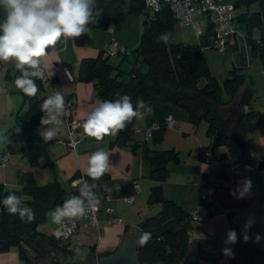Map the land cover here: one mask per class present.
Here are the masks:
<instances>
[{"label": "trees", "instance_id": "trees-1", "mask_svg": "<svg viewBox=\"0 0 264 264\" xmlns=\"http://www.w3.org/2000/svg\"><path fill=\"white\" fill-rule=\"evenodd\" d=\"M233 6L236 24L238 28L243 27L245 30L244 39L250 58L264 66V0H236ZM97 10L99 15H96ZM93 12V27L99 31L107 30L111 24H123L131 16H145L138 46L128 54L116 55L122 56L118 64L109 62L106 50L79 64V79L83 83L92 84L93 99L115 101L128 95L134 109L138 101H143L145 108L140 110L146 113L150 108L151 114L146 115L150 125L159 127L152 133L150 142L138 140L134 135L136 118H133L111 142V146L127 147L132 154H141L148 167L146 178L154 183L150 188L147 204L160 206L156 215L139 224L138 264H200L205 258L209 259L210 264H217L225 254L221 251L214 252L212 243L189 244V234L198 230L203 223L194 222L191 214L183 212L163 195L161 185L168 177L167 166L180 162L179 152L174 149L157 151L151 147L162 142L167 131L166 118L172 115V108L186 113L188 123L193 127L205 121L210 146L202 149L200 158L210 159L216 148L224 147L227 154H220L218 158L222 168L212 172L215 180L213 186L220 187L221 182L234 186L238 179L248 175L249 168L242 164H232L238 156L239 148L229 139L233 124L231 110L239 102L241 88L251 85L252 78L245 73L246 69L233 68L228 71L222 84L219 83L211 73L204 55L205 49H212L213 33L208 23L202 36L198 38V43L186 45L160 39L173 32L177 25L168 7L150 12L144 0H94ZM5 16L4 9L0 7V23ZM254 32L258 35L254 36ZM62 46L63 41L59 40L47 51H55ZM236 47L234 44V50ZM24 67L27 69L28 66ZM124 67H127L126 71ZM20 75V69L13 75L7 73L4 76L5 84H15V79ZM125 75L128 76L126 82L122 79ZM32 79L39 87V92L35 97H29L19 89L21 106L14 124L0 134V140L3 141L4 153L26 159L32 168H43L49 162L41 165L40 161L47 157L49 146L56 140L45 141L38 133V128L45 126L40 124L41 118L45 116L41 105L50 95L45 93V85L38 77ZM223 94L227 101H223ZM260 120L259 111L251 107L243 109L239 129L247 147L251 143L247 135ZM226 169H231V175L226 173ZM106 178L107 176H102L94 181L87 175L75 174L69 180V188L65 189L56 181L39 186L32 175L19 171L16 183L20 191L7 190L0 184V254L16 248L23 264H37L40 260H45L48 251H59L66 257L72 256V251L67 250V246L59 238L54 234L46 236L37 228L46 222L48 214L57 206L62 207L69 196H79V189L85 183L89 186L96 185L92 192L98 199L105 196L103 181ZM9 194L22 197L21 207L33 210L32 222L22 221L18 214L8 213L3 200ZM201 203L214 207L213 216L216 215L218 208L212 200ZM232 215L233 213L228 214L229 221ZM231 230L237 233V228L232 225ZM145 232L150 234V239L141 245L139 240ZM70 261L75 264L72 257ZM230 264L236 263L230 260Z\"/></svg>", "mask_w": 264, "mask_h": 264}, {"label": "crops", "instance_id": "crops-1", "mask_svg": "<svg viewBox=\"0 0 264 264\" xmlns=\"http://www.w3.org/2000/svg\"><path fill=\"white\" fill-rule=\"evenodd\" d=\"M217 1L224 4H233L236 0ZM202 25H205L206 28V23ZM87 28L88 31L80 37L68 38L67 41L61 37L60 40L63 41L62 48L55 51H47L46 56L42 58V65L52 71L53 80V84L45 85V93L51 95L54 91H60L65 97L66 106H75L73 110L67 109V115L80 121H84L87 114L96 106V100L93 99L94 88L92 84L83 83L79 79L80 62L84 59L97 57L100 52H104L113 43L118 44L124 53H130L140 42L143 20L141 17L131 16L125 23L117 25L111 24L104 31L95 29L93 22H90ZM194 40L196 41V39ZM241 41L237 34L225 51V53H228L226 58L232 59V66L234 68L249 69L250 65L254 62L250 58L245 41ZM197 43L198 40L195 43L193 42V44ZM234 44L237 45L235 50L233 48ZM114 57L118 59L113 63V65H116L121 61L122 56ZM205 58L213 74L215 64L219 63L217 62L218 57L216 59H209L205 55ZM228 59L220 65V69L222 67L224 72L228 70ZM257 62L256 68L259 65L258 67L264 70V66L259 61ZM17 69L14 59L0 61V81L5 84L4 76L7 73L13 75ZM64 70L70 72L73 77V82H69L65 78L63 74ZM216 70H219L218 65ZM249 90L252 93L249 107L259 111L261 114L260 109H256L254 106L255 91L252 85H244L239 92V96L241 97L245 91ZM4 92L6 94V90ZM17 102L15 100L11 102L10 100V112L14 109ZM171 110L172 116L176 120V126L186 129L185 126L189 124L186 113L176 108H172ZM140 111L142 114L145 113L143 110ZM63 116L61 117L62 123L56 126L59 129L55 138L56 142L49 146L47 157L40 161L41 165H45L48 162L49 165L43 168H32L26 159L19 156H10L12 159L10 158L4 167H0V184L7 190H16L19 188L20 191V187L16 183V174L20 171L32 175L36 184L39 186L56 181L63 188L68 189L69 180L72 176L75 174H80L81 176L86 175L88 159L91 154L95 151H106L108 153V171L103 175L107 176L103 181V186L108 200L98 203L100 209L98 225L86 228L81 227L72 240L64 243L67 246V250L72 251V256L66 257L59 251H48L53 258L54 264H70L71 257L75 264H95V261L97 262L96 257L99 261V259L109 257L117 251L122 238L130 227H136L139 230V224L144 219L149 218V216L152 217L150 215L151 211L147 210L146 207L153 209V206H148L147 204V194L154 183L150 180H145L147 179L148 167L140 153L132 154L127 147L120 148L118 146H111V142L115 140L116 135H108L102 141H97L93 137L86 135L82 127L78 131L80 139L75 150H70L66 145L59 143L65 142L67 139V129ZM138 120L140 119H135V124L138 123ZM140 121L141 124L138 127L134 124V129L151 126L146 115ZM7 122L8 125L12 123L10 118ZM45 126H47V129L52 127V125ZM4 128L6 127L4 126ZM38 133L40 134V132ZM41 137L44 139L43 136ZM135 138L150 142L152 137L144 139L137 136ZM247 139L251 140V143L247 147L250 155L258 159H264V123L261 126H256L247 135ZM198 144H196L197 147L195 146L194 149H189L183 156L179 155L180 162L178 164H169L167 166L168 177L161 185L164 197L172 201L187 214H192L198 209L201 196L206 187L213 186L215 183L211 172L212 166L208 165L213 155L207 160L200 158V152L207 147L203 145L204 143L200 139L198 140ZM153 147L155 146L151 148L153 149ZM195 149L197 150L194 152ZM3 153L4 151L0 148V154ZM226 173L231 175V169H226ZM252 174L253 172L248 169V175L238 179L234 186L229 185L227 182H221L220 187H215L211 195V200L218 208L217 213L207 222L203 223L198 230L193 232L209 237H217L226 246L235 244L236 242H228L231 225L237 228L236 240L240 238L242 229L233 223V218L250 214L258 209L260 191L252 183L250 190L244 193L242 198L240 196L243 182L245 179L250 180ZM135 183L139 186V192L134 203L128 204L126 200L132 196V185ZM139 201L140 203L137 204ZM107 208L112 209L114 216L121 218L122 222L109 223L107 221L108 216L105 213ZM231 213L233 215L229 221L227 216ZM59 226L56 224L55 231ZM197 242L212 243L215 248L214 252L221 251L225 254V257L220 259L217 264H230V260H234L238 264L235 256L228 258L225 249L222 247L217 249L216 241L194 240L189 244L192 245ZM3 257L5 260H1L0 264H7L6 256ZM37 264H46V261L40 260ZM200 264H210V261L205 258L202 259Z\"/></svg>", "mask_w": 264, "mask_h": 264}, {"label": "clouds", "instance_id": "clouds-1", "mask_svg": "<svg viewBox=\"0 0 264 264\" xmlns=\"http://www.w3.org/2000/svg\"><path fill=\"white\" fill-rule=\"evenodd\" d=\"M93 5L94 0H0V7L6 13L3 22L0 23V61L12 59L16 61V67L21 70V75L14 83L25 95L35 97L39 92V87L32 77L43 78L44 73L39 69L47 50L53 48L61 37L67 41L68 38L80 37L88 31L87 25L94 22ZM96 15H99V10L96 11ZM160 39L167 41L168 37L164 35ZM25 65L28 66L27 69ZM95 104L94 109L84 120L83 129L86 135L97 141H102L108 135H116L133 118L143 120L145 115L151 114L150 108L146 113H141L140 109L145 108L143 101H138L134 109L128 95L115 101L97 99ZM41 110L45 116L41 118L40 124L52 125L43 133L44 140H53L59 130L56 126L62 123L61 117L67 114L64 95L56 91L43 101ZM2 142L0 140V143ZM107 171L108 153L103 150L93 152L88 159L86 175L95 181ZM95 187V184L89 186L85 183L79 189V196L65 200L62 207L57 206L48 214L52 223L62 228L65 218L83 217L88 206L99 203L98 197L92 192V188ZM250 188L251 181L245 179L240 191L241 198ZM21 203L22 197L14 194H9L3 200L9 214H18L22 221L32 222L33 210L21 207ZM61 228L54 232L57 238L64 234ZM149 239L150 234L145 232L139 243L144 245ZM235 241V231L231 230L228 242Z\"/></svg>", "mask_w": 264, "mask_h": 264}, {"label": "built area", "instance_id": "built-area-1", "mask_svg": "<svg viewBox=\"0 0 264 264\" xmlns=\"http://www.w3.org/2000/svg\"><path fill=\"white\" fill-rule=\"evenodd\" d=\"M146 8L150 12H158L163 7H168L172 13L177 25L181 27L191 26L197 38L201 37L203 31L201 30V24L195 22L194 18L197 16L205 17V23H208L212 28L213 38L211 42V48L219 53H224L232 39L238 34V25L235 20V10L233 4H224L217 0H144ZM124 53L123 49L118 44H111L106 49V54L109 57H114L116 55ZM40 71L44 73L43 78H39L44 85L53 84L52 71L41 64ZM51 73V75H49ZM63 74L69 82H73V77L68 70H64ZM74 105L66 106L67 109L73 110ZM64 123L67 129V139L65 142H59L66 145L70 150H75L76 145L79 142L80 137L78 136V131L83 127L84 121L76 120L71 118L67 114L63 116ZM176 126V120L172 115L166 118L165 129L172 130ZM159 129L158 126H149L146 128L134 130V135L142 137L144 139L152 136V133ZM10 159V155L7 153L0 154V167H4ZM216 186H207L206 191L201 196V201L208 203L211 200V195L213 194ZM217 188V187H216ZM139 192L138 184L132 185V196L126 200V203H134ZM108 198L105 196H100L99 202L107 201ZM87 203V202H86ZM100 209L98 204H92L88 206L87 212L83 217L80 218H68L63 222V227L61 228L64 233L59 237L60 241L67 243L72 240L76 233L81 227H91L97 226L99 223ZM108 216V222L121 223V218L114 216L113 210L107 208L105 210ZM215 213V208L207 206L203 203L200 204L198 209L191 214L192 220L197 223L207 222ZM97 263L98 258L96 257ZM72 264V263H70Z\"/></svg>", "mask_w": 264, "mask_h": 264}, {"label": "rangeland", "instance_id": "rangeland-1", "mask_svg": "<svg viewBox=\"0 0 264 264\" xmlns=\"http://www.w3.org/2000/svg\"><path fill=\"white\" fill-rule=\"evenodd\" d=\"M255 8L256 6L253 9ZM140 17L144 21L145 16H140ZM204 20H205V17L203 16H197L194 18V21L199 22L201 24L200 26H201L202 31L205 30V25H202L205 23ZM257 35L258 33L254 32V36H257ZM166 36L168 37L167 40H169L170 42H173V41L181 42L186 45L187 44L193 45V42L195 43L198 40L191 26L181 27L179 25H176L174 31L171 33H168ZM244 36H245V30L243 29V27H239L238 37H239V40H242L241 42L245 41ZM194 39H196V41ZM227 54H228L227 52L219 53L215 51L214 49H210V48L205 49V55L206 57H209V59L211 58L216 59L218 57L217 62L219 63L215 64V68H213L214 69L213 75L217 78L220 84H222V82L224 81L225 77L227 76L228 71L234 68L232 66V59L226 58ZM227 59H228V62H227L228 70L227 72H224L222 70V67L220 69V65H222V63H224ZM117 60L118 59L116 57H109V62L111 64H113ZM252 60L254 63L250 65L249 69H246L245 73L249 74L252 78L251 85L255 91L254 106L256 107V109H260L261 111V120L256 125L258 127V126H261L262 123H264V72H262V70L258 67L259 65L256 68V64H258L257 60H254V59ZM217 65L219 66V70H216ZM124 69L126 71L127 67H124ZM122 79L124 80V82H126L128 81V76L125 75L122 77ZM3 90L4 91L6 90V94ZM222 97H223L222 98L223 101H227V97L224 94ZM10 100L11 102L14 100L15 102L18 101L17 104L14 106V109L11 112H10V105H11ZM20 106H21L20 90L13 83L3 84V82L0 81V134L7 131L14 124L16 113L18 109L20 108ZM9 118L11 119L12 123L8 125L7 121ZM140 124H141V121L138 120V123H136L135 126L137 125L138 127V125ZM4 126L6 128H4ZM185 127L186 129H182V128H179L178 126H175L174 129L168 130L165 134V138L162 141V143L158 146L153 147V149L164 151V150H170L174 148L179 152L180 156H183L185 153L189 151V149H194L196 144H198L199 139L204 143L203 145H205V147L210 146V140L206 136L207 125L205 121L201 122L197 127H193L189 124L186 125ZM46 130H47V126H40L38 128V132H40L39 135L43 136V133ZM0 148L1 150L5 151L2 143H0ZM196 150L197 149H195L194 152ZM223 153L227 154V151L224 147H218L214 150L213 158L208 164L209 166H212L211 172H215L217 169L222 168V163L218 161V158L220 154H223ZM10 158L12 159V157ZM145 180L147 181L149 179H145ZM13 191H19V188ZM147 195H149V193ZM69 198H71V196H69L67 199ZM141 198H142V195H141ZM138 203H140V201L137 202V204ZM146 208L147 210L151 211V214H150L151 216L156 215L158 211L160 210L159 205H153V209H151V207H146ZM55 227H56V224L52 223L50 216H48L46 222L39 225L37 230L46 236H52L54 234ZM3 256H6L7 264H23L22 261L19 259L18 251L16 248L10 249L7 253L0 254V261L4 259ZM44 258H45L46 264H54L53 258L49 253L46 254Z\"/></svg>", "mask_w": 264, "mask_h": 264}, {"label": "water", "instance_id": "water-1", "mask_svg": "<svg viewBox=\"0 0 264 264\" xmlns=\"http://www.w3.org/2000/svg\"><path fill=\"white\" fill-rule=\"evenodd\" d=\"M251 97V91H245L239 102L232 108L233 124L229 132V139L239 148L238 156L232 164L245 165L253 172L250 181L260 191L258 209L250 214L233 218V223L242 229L240 238L233 245L226 246L217 237H209L194 232L189 234V243L194 240L216 241L217 249L220 247L225 249L228 258L235 256L238 264H264V159H258L250 155L239 129L243 109L249 107ZM138 234L139 230L136 227H130L122 238L117 251L109 257L99 259L98 263L138 264Z\"/></svg>", "mask_w": 264, "mask_h": 264}]
</instances>
